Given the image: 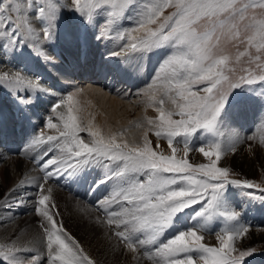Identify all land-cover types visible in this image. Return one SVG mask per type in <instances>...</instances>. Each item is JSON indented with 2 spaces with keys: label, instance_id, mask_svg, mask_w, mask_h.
<instances>
[{
  "label": "snow or ice",
  "instance_id": "obj_1",
  "mask_svg": "<svg viewBox=\"0 0 264 264\" xmlns=\"http://www.w3.org/2000/svg\"><path fill=\"white\" fill-rule=\"evenodd\" d=\"M169 8L172 12L152 28ZM255 8L261 10L260 19L249 15ZM64 11L77 13L85 24L96 28L98 40L105 41L115 34L126 41L118 50L108 51L110 58L122 52L146 56L164 50L146 93L150 101H157V94H163L156 109L159 123L149 119L148 124L153 125L157 140H167L171 151L165 155L154 150L147 132L142 145H130L117 142V134L105 136L99 128L93 130L91 120L83 127L76 114L78 109L74 108L82 89L64 97L60 96L63 90L44 84L39 77L22 70L4 72L0 87L25 108L38 95L60 97L52 107L54 112L60 109L56 112L60 123L48 119L47 127L58 134L42 136L41 141L48 147L32 160L34 171L40 173L32 182L36 185L33 207L34 214L41 218V235L25 241L18 233L15 239L0 240V264H39L41 255L48 257V264H96L56 218L60 213L52 202L53 189L45 187L52 179L67 182L93 166L103 168L105 173L90 191L109 181L113 185L109 195L94 205L103 216L97 217V222L128 251L135 254L143 248L142 254L152 264H245L256 249L246 242L243 246L236 243L249 228L230 223L237 221L240 213L229 208L225 193L230 186L258 188L259 196L246 194L264 202V187L235 178L229 167L218 166L230 150L219 139L199 147L192 144V139L203 140L204 134L216 135L224 127L220 117L234 89H254L258 80L264 81V75H233V70L227 68L229 57L219 52L222 39L240 37L243 23L244 33H253L248 36L249 47L257 42V55L250 56V60L264 70V0L252 4L247 0H0V46L9 59L13 53L28 48L45 63L55 64V56L45 45L54 42L56 22ZM124 21H129L131 27H123ZM120 72L116 68L108 74L117 78ZM260 87L264 88V83ZM166 100L173 105L167 112L163 108ZM82 131L92 137L90 142L78 135ZM235 136L239 140V133ZM180 151L183 155L178 158ZM190 151H198L209 162L190 163ZM27 183L21 180L0 196V225L8 222L5 215L13 208L27 205ZM212 221H223L224 227L214 231L209 228ZM170 229L175 234L161 239ZM206 233L215 235L218 246L204 243ZM37 244L44 251L26 255L35 251Z\"/></svg>",
  "mask_w": 264,
  "mask_h": 264
},
{
  "label": "bare ground",
  "instance_id": "obj_2",
  "mask_svg": "<svg viewBox=\"0 0 264 264\" xmlns=\"http://www.w3.org/2000/svg\"><path fill=\"white\" fill-rule=\"evenodd\" d=\"M63 2L67 3V0H63ZM60 19L62 21L56 23V27L58 28H56V37L65 52L59 49L55 45V42L45 45L48 52L55 56L57 61L55 64L45 63L41 57L36 56L28 48L13 53L9 59L3 47L0 46V64H3L0 65V75L4 72L15 70H22L25 74L29 75L27 69L30 68V71H32V63L39 60L42 66L45 65L46 68L54 70L57 74L56 79L52 80L51 83L44 79L41 80L44 84L52 86L57 90H60L59 86L63 85V83L68 86H71L72 83L80 85L79 89L83 91L76 97L78 103L74 105V108L78 109L76 114L81 118L80 123L83 127H87L89 120H91L93 130L99 128L105 136L117 134V142H127L130 145H142L144 133L147 132L148 139L151 141V146L154 150L163 152L165 155L170 154L171 149L168 147L167 140H157L154 135L153 125L148 124L149 119L155 123H159V112L156 109L158 100L163 94H157V101H150L149 95L146 94L149 90V85L152 83V74L155 68L158 67V62L164 55V50L150 53L146 56H141L139 53L130 51L128 53L122 52L121 56L110 58L108 51L112 49L118 50L121 45L126 44L125 40L119 39L115 34L105 41L98 40L96 38L97 29L85 24L82 18L78 14L74 16L72 11L62 12ZM123 27H131L130 22L124 21ZM138 35H143V33ZM83 59L87 60L82 63L81 60ZM124 60H129V62L124 63ZM65 62L72 64V67L76 68L75 72L69 70ZM9 66L12 68L10 69ZM23 66L27 67L23 68ZM116 68L121 69V77L113 78L108 72L110 69ZM99 74L101 75L100 77L98 76ZM101 79L104 80V85H102ZM5 86L15 87L14 85ZM72 88L74 87L72 86ZM0 89L2 90L3 88L1 87ZM1 90L0 95L2 93ZM4 90L6 91L4 93L10 95L9 91ZM133 93L135 96H140L139 98H135L134 102L130 100ZM60 96L65 95L62 92ZM53 98L56 100L58 97H51V99ZM4 99L5 104L3 102L2 104L9 111H15L18 108L17 102L15 103L14 100L7 102V99H9L7 96ZM35 99L42 106V110L46 109V103L49 101L47 98L41 99L40 95H38ZM165 103L168 106L166 108L165 104L163 105L166 112L173 108V105L167 102V100ZM59 111L60 109L56 110V112ZM56 112L50 111L48 115L52 116L53 123L59 124L60 122L57 119ZM135 113L138 116L136 118L134 117ZM0 114H2L1 111ZM225 117L224 120L227 119V116ZM34 118L36 123L43 128V137L58 134L56 129L48 128L47 123H43L42 126V121L39 117ZM14 119L15 115L10 112L9 123L5 120L6 124L0 130L6 134L4 139H0V153H2V156H0V196L9 193L21 180L28 182L26 184V190L29 192V196L26 197L28 201L26 206L13 208L10 213L5 215V219L8 222L0 225V240L15 239L19 233L27 241L33 239V237L39 238L41 235L38 230V221H41V218L34 214L33 207V199L36 196V185L32 182L40 176V173L34 171L32 159L35 156H39L48 147V144L43 150L38 152L36 149L40 145L39 141L41 139L39 137L35 138L32 135L39 133V131L35 132V130L27 127L28 133L22 129V135L19 136L10 129L12 128V124H14ZM221 121L224 127L217 133L218 139L225 147L234 150H231L233 152L232 154H230L231 151H228L227 154H229H226L227 158L221 159L218 164L227 166L230 169L242 168L244 170L243 173L248 175L255 170L261 173L264 172V168L257 165L255 159L246 156L239 158L242 150L240 147L241 143L238 142L235 136V133L238 132L226 121L222 119ZM18 125L19 122H17L16 126ZM261 126L256 133L257 139L255 138V142L260 141L262 136L260 134L262 132L264 133V125L261 124ZM120 133H123V135H120ZM83 134L79 136L86 143L92 140L89 133L87 134L85 132ZM199 135L200 133H197V136ZM211 138L209 142L213 140ZM23 139V144L16 148V145L22 143L21 140ZM176 139L180 140L178 137ZM195 141L196 144L194 143V145L196 147L206 146L209 143L206 141L201 144L199 139ZM179 147L182 148L183 145L181 144ZM182 155V151L177 153L178 158ZM187 158L193 164L209 162L208 158L204 157L198 151H190ZM95 167L98 168L99 166ZM101 169L100 167L98 171L99 176L103 172ZM244 174L238 172V175H235V177L245 179L243 178ZM56 180L52 179L45 185L46 188L51 186L53 189L52 202L55 203L60 213L56 218L63 223L66 232L80 243L85 251L96 261V264H152V261L146 255L142 254L144 251L143 248L133 254L123 244H118L113 234L107 231L103 224L97 222V217L103 219V216L96 210L94 204L89 201L87 194L82 195L78 190L72 191L70 187H64L63 184L56 183ZM261 186L264 187V183ZM239 190H232L225 197L229 208L240 213L237 221L230 223L245 225L249 228L248 233L236 243L240 246H243L244 242L247 245L260 243L264 247V226L262 225L264 224V215L262 213L264 207L261 205L258 206V203L249 201L243 197V194L240 192L241 190ZM106 196L108 195H105L99 201H102ZM13 214L15 217L14 220L12 219ZM177 227H182V225H177ZM21 229H23V232H21ZM174 234L175 232L170 229L164 235L170 237ZM204 243L208 246H218L219 244L215 235L208 233L205 234ZM148 247L150 248L151 246ZM42 251H44L42 246L37 244L36 250L26 253V255L31 256L35 255L36 252ZM39 264H48L46 255H41Z\"/></svg>",
  "mask_w": 264,
  "mask_h": 264
},
{
  "label": "rangeland",
  "instance_id": "obj_3",
  "mask_svg": "<svg viewBox=\"0 0 264 264\" xmlns=\"http://www.w3.org/2000/svg\"><path fill=\"white\" fill-rule=\"evenodd\" d=\"M62 2H63V0H62ZM247 2L252 4V3H255L256 0H247ZM171 12H172V9H170V8L165 9L163 14L161 15V17L157 20V23L154 25H151V27L156 28L163 21L164 17L168 16ZM252 14H255L257 19L261 18V10L258 8L253 9L252 12L249 13V15H252ZM73 15L75 16V15H77V13L73 12ZM61 21L62 20L59 18V20L56 23H59ZM244 23H247V22H244ZM243 28H244V25L242 23L240 25L241 35L238 39H229V38L222 39L220 42V45H219V52L221 54L227 55L229 57V63L227 65V68L233 70V73H232L233 75H236V76H238L240 74L248 75L249 73H251L253 76L259 77L260 75H264V70H262L261 68H258L257 64L254 61L250 60V56L257 55V52H256V43L257 42L254 41L252 46L249 47L248 36L252 35L253 33L252 32L244 33ZM55 43L57 45L58 44L61 45V43L58 41L56 36H55ZM61 47H62V45H61ZM62 50H64L63 47H62ZM262 62H264V60H262ZM13 66H15V64H13ZM43 66L39 60L34 61V63H32L33 70L30 71L31 69L28 68L27 72L31 76H36V77H39L41 80L44 79V80H47L49 82L56 79L57 74L55 73V71L50 69V68H46L45 66L43 67ZM26 67L27 66H23V68H26ZM44 69L47 70L49 75L44 71ZM44 74H47V75H44ZM50 75H52L53 78H51ZM47 76L49 79L46 78ZM262 83H264V81L258 80L257 84L252 86L254 89H249L247 87L234 89L228 98V102L225 105V108L223 110V113L221 114L220 119H222L223 121H226L229 125H231V127L235 131H237L239 133L238 142L241 143L240 147L242 150L239 158L246 156L248 158L255 159L256 164L261 166V168H264V157H263L264 156V150H263L264 146L261 147V144H260L261 141L264 140L263 139L264 138L263 132H262V134H260V136L262 135L260 138L261 140L258 142H255V140L257 139L256 133L262 127L261 126V120L264 119V88L260 87V85ZM72 86L75 89L80 88V85L76 84V83H72L71 86H68V85L63 83V85L59 86V89L67 91V93H66V96H67L70 92L75 90L74 88H72ZM66 87H69V88H66ZM195 87L202 88L203 85H196ZM1 91H2V93L0 95V111L5 116L6 122L9 123L10 112L12 113L13 110L9 111V109L5 105H3L2 102L4 103L3 99L5 98V96H7V98H9V99H7L8 100L7 102L13 101V98H15V97L11 93H10V95L4 93V92H6L4 90V88ZM40 97H42V95H40ZM139 97L140 96H135L133 93V96L131 97L130 100L134 102L135 98H139ZM53 99H51V101H47V103H46L47 112H46V109L42 110V108H41L42 106L39 105V102L36 99H34V102H32L31 104L36 106L37 111L46 112L48 115V113L50 114V111H52L51 107L57 101V100H55V99L53 100ZM58 99H59V97H58ZM47 104L50 106H48ZM29 106H30V104L27 107H29ZM165 107L168 108V106H166V103H165ZM136 114L137 113L134 114L135 118L138 117ZM225 116H227L226 120H224V118H226ZM173 119H179V117L173 116ZM14 120L16 121V119H14ZM15 121H14V124H12V126H11L12 128H10L11 131H13L14 133H16V132L14 131L13 126L17 125V122H15ZM39 127H41V126H39ZM0 128H1L0 130H2V125ZM85 132H87V131H82V132L78 133V135H81ZM19 134L22 135V132H20ZM87 134H88V132H87ZM213 136H216L215 137V141H216L218 139L217 134L213 135ZM252 137H254V139ZM178 139H181V138L178 137ZM201 141H206V140L205 139L200 140V143L203 144V142H201ZM194 143H193V145H194ZM231 150L232 149L230 148L229 151H231ZM232 151L230 152V154L233 153ZM234 153H235V151H234ZM224 158H227V156L225 155V157L223 156L221 159H224ZM218 166H224V165L218 164ZM231 170H232L234 176L238 175V172L241 174H244L243 173L244 170L242 168H232ZM262 173L259 171L257 172V170H255L252 173H250L249 175L244 174L243 178L251 180L255 184H258V185L260 184V186H261V184L264 183V172H262ZM261 187H263V186H261ZM235 189H237V190L240 189L241 191L240 190L239 191L243 194V197H245L249 201L256 202L259 204L258 206L261 205L264 207V202L254 200V199H252V197H250L249 195L246 194L247 192H250V193H253L255 196H259L261 193H260V190L258 188L241 189V188H236V187L230 186L227 190L228 192L225 193V197L227 194H229V192H231L232 190H235ZM244 190H245V192H244ZM235 208H237V207H235ZM262 213L264 215V210ZM38 222L40 223L41 221H38ZM262 225L264 226V224H262ZM166 237H168V236L166 235ZM249 246L254 247L256 249V251L252 256L246 258L245 264H263V261H264V247H263V245L260 243H256V244L253 243ZM47 260H48V257H47ZM256 262H258V263H256Z\"/></svg>",
  "mask_w": 264,
  "mask_h": 264
}]
</instances>
